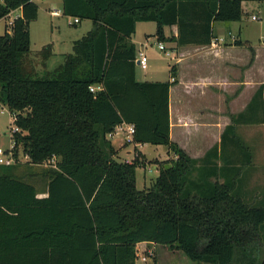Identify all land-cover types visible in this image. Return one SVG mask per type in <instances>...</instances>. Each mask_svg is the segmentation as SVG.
Returning <instances> with one entry per match:
<instances>
[{
  "label": "trees",
  "instance_id": "1",
  "mask_svg": "<svg viewBox=\"0 0 264 264\" xmlns=\"http://www.w3.org/2000/svg\"><path fill=\"white\" fill-rule=\"evenodd\" d=\"M244 1L62 0L66 15L90 19L93 27L62 63L40 75L29 57V24L38 4L0 0V19L13 10L22 13L0 33V103L20 128L12 134L15 155L22 147L30 164L56 160L43 173V199L23 181L27 174L16 172V162L0 163V231L13 233L5 239L0 233V240L31 244L44 231V237L58 239L60 259L66 260L53 264H136L141 241L181 249L208 264H264V197L246 189L244 167L253 153L236 134L242 114L232 116L220 147L190 156L170 135L176 65L170 67L174 81L138 80L132 40L138 21H155L161 41L210 44L216 22L242 19ZM172 25L177 34L165 36L164 27ZM44 50L48 60L50 46ZM123 123L135 125L130 161L117 155L108 138ZM229 141L235 153L247 149L248 162H237L239 154L226 149ZM145 143L167 145L171 157L156 160L158 177L139 189L136 167L146 156L137 145ZM10 251L6 257L17 260L7 264H45L30 262L26 250Z\"/></svg>",
  "mask_w": 264,
  "mask_h": 264
},
{
  "label": "crops",
  "instance_id": "2",
  "mask_svg": "<svg viewBox=\"0 0 264 264\" xmlns=\"http://www.w3.org/2000/svg\"><path fill=\"white\" fill-rule=\"evenodd\" d=\"M244 3L245 1L243 5ZM237 23L238 21L215 23L216 37L226 38L225 42L215 46L212 44L176 46L174 42H170V54L174 59L172 65H176L177 68V82L170 88V135L171 139L190 156L200 158L214 145L221 146L226 127L233 123L232 116L242 114L241 120L236 125V134L239 136L242 134L246 147L251 151L250 154L253 153L249 161L251 165L244 167V171L249 172L256 168L264 170V162L256 157L257 153L262 154L264 149H254L252 143L248 141L249 136L252 135L258 141L264 137V45L254 46L245 40L242 36V27L236 26ZM169 28L170 35L177 34L176 25ZM221 29L224 32L220 31ZM233 35L234 39L231 37ZM133 36L132 40L138 47ZM236 40L242 43H235ZM145 42L141 41L140 44L147 50ZM123 145L121 141L119 146L114 145L119 157L121 155L118 147ZM226 149L229 153H235L230 141ZM141 152L146 156L143 151ZM235 154H239L237 162L244 164L248 162L249 153L246 148L236 149ZM23 181L36 187V198L43 199L48 196V181L40 182L27 178ZM57 230L55 228L56 234H58ZM42 232L44 234V231ZM42 232L36 233L33 242L25 245L22 239L5 241L4 239L9 235L12 237L13 233L8 232L6 228L2 229L0 233L4 239L0 240V250H3L1 254L7 258L6 254L11 252L10 250H26L31 253L30 262L53 264L66 261L60 259L58 239L53 241L51 238L44 237ZM14 243H17L16 246ZM154 245L153 242H139L136 246L137 256L139 249H146L148 253H151ZM5 258H0V261L15 262L17 260L12 254ZM21 261L23 259H19V262Z\"/></svg>",
  "mask_w": 264,
  "mask_h": 264
},
{
  "label": "rangeland",
  "instance_id": "3",
  "mask_svg": "<svg viewBox=\"0 0 264 264\" xmlns=\"http://www.w3.org/2000/svg\"><path fill=\"white\" fill-rule=\"evenodd\" d=\"M38 6V16L36 19L30 21V37H31V52L29 57L35 63L36 68L40 75L48 69H53L56 65L62 63L68 52L73 50L74 40L81 38L92 27L93 22L90 19H81L78 23H73L74 16L66 15L63 12L62 0H34ZM57 8L61 10L62 14L59 16H52L50 9ZM6 16L0 19V33H4L8 20L14 16ZM258 15L260 19H252V15ZM235 22V21H234ZM242 27V36L245 40L249 41L252 45H264V0H248L243 5L242 19L238 21L236 26ZM217 26V25H216ZM219 27V25H218ZM217 27V29H219ZM158 25L155 21H139L137 28L133 34L137 43V48H141V41L145 42L148 39L147 55L149 56V67L144 70L137 65V79L148 80L157 79L161 81H167L170 79V66L174 63V59L171 58V43L166 40H162L166 49L160 50L158 48L159 40L157 33ZM225 29V28H224ZM220 31L224 32L223 29ZM165 36L171 34L169 26L164 28ZM50 46L51 54L48 60L43 59L45 48ZM46 61V63L43 64ZM15 127L14 117L10 109L0 103V148L5 150V157L12 151L16 164L18 165L16 172H25L26 178L31 180H37L40 182L48 181L47 177H44V171L55 165L56 160H49L44 164H30L28 157L24 154L22 147H19L17 151L12 149L15 142L12 138L13 131L11 128ZM249 132V131H248ZM241 134V133H240ZM254 134V133H251ZM242 135V134H241ZM243 142L245 143L243 137ZM253 136V135H252ZM249 136V140L254 149H264V137L261 140ZM121 134H114L110 139L115 146H119L120 141L124 144L118 147V152L121 155V159H134L136 145L133 142H127L122 139ZM123 140V141H122ZM14 148V147H13ZM116 148V147H115ZM138 150L143 151L146 154V162L137 165V187L144 189L151 187L159 175V165L156 160L166 161L170 159L169 148L165 144H152L145 143L143 145H137ZM256 153V152H255ZM258 160L264 162V152L257 153ZM168 164V163H166ZM259 166V165H258ZM250 170V169H249ZM32 174V175H30ZM247 185L248 189L253 196L264 197V170L256 168L247 172ZM250 174V177H249ZM253 176V178H252ZM263 242V241H262ZM262 242L259 246L262 248ZM154 249L151 253L145 252L146 249H139L138 256L136 258V264H208L202 261H198L189 257L181 249H171L163 244L155 243ZM147 256V260L144 261L143 257ZM16 263V262H12ZM22 262H18L20 264ZM0 264H7V262H0Z\"/></svg>",
  "mask_w": 264,
  "mask_h": 264
},
{
  "label": "built area",
  "instance_id": "4",
  "mask_svg": "<svg viewBox=\"0 0 264 264\" xmlns=\"http://www.w3.org/2000/svg\"><path fill=\"white\" fill-rule=\"evenodd\" d=\"M13 13L14 16H12L8 22H7V25L10 27L14 20L16 18H18L19 16L22 15L21 13V10L20 9H17V10H13L11 11L8 16H11ZM50 13L52 16H59L62 14L61 10L57 9V8H52L50 9ZM252 19L254 20H258L260 19V17L256 14L252 15ZM80 22V19L78 17H74L73 19V23H78ZM233 39H234V35L231 36ZM226 41V38L224 36H221V37H215L212 39L211 43L213 46L215 45H218L220 43H223ZM148 46V41L145 42V47ZM158 48L160 50H164L166 49V46L163 44L162 41H159L158 43ZM135 62L138 66H140L142 69L146 70L148 69L149 67V56L147 55V52L145 50V48L141 47V48H138L137 49V52H136V58H135ZM171 81H174L175 80V77L171 76L170 77ZM97 88H100V86H98ZM95 87L94 86H91V90H94ZM13 117L15 118V116L13 115ZM13 132H17L20 130V128L15 125V127L11 128ZM114 134H121L123 136V138L127 141V142H131L133 140V136L135 134V125L132 124V123H123V124H120L118 125L115 130L113 132H110L108 133V138H111L114 136ZM14 147V146H13ZM12 147V149H13ZM5 153V150L1 149L0 148V163L1 164H6V165H10V164H13L16 162V159L14 158L13 154H12V151L10 153H8V156L5 157L4 155ZM147 250H145L146 252ZM143 260L146 261L147 260V256H144L143 257Z\"/></svg>",
  "mask_w": 264,
  "mask_h": 264
}]
</instances>
